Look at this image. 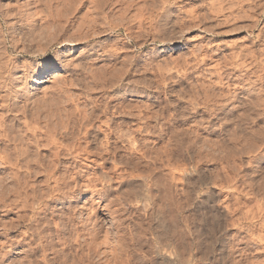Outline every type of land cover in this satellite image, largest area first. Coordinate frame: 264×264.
Segmentation results:
<instances>
[{
  "label": "clouds",
  "instance_id": "obj_1",
  "mask_svg": "<svg viewBox=\"0 0 264 264\" xmlns=\"http://www.w3.org/2000/svg\"><path fill=\"white\" fill-rule=\"evenodd\" d=\"M0 264H264V0H0Z\"/></svg>",
  "mask_w": 264,
  "mask_h": 264
}]
</instances>
